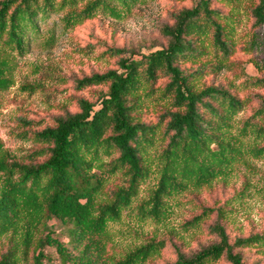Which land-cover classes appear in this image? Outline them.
Here are the masks:
<instances>
[{
    "label": "trees",
    "instance_id": "obj_1",
    "mask_svg": "<svg viewBox=\"0 0 264 264\" xmlns=\"http://www.w3.org/2000/svg\"><path fill=\"white\" fill-rule=\"evenodd\" d=\"M148 1L0 0V49L21 55L38 37L52 46L99 12L120 19ZM248 13L253 40L264 49V0ZM157 33L160 42L152 45L104 47L115 65L75 79L76 90L94 89V96H77L75 110L23 132L36 148L16 157L0 140V264H144L163 240L107 254L109 226L124 211L162 221L172 197L225 177L244 155L264 154V56L255 63L260 76L249 82L255 92L243 96L234 86L201 82L225 71L233 52L231 16L218 0H190ZM5 62L0 92L10 86ZM117 173L122 182L105 190ZM150 176L153 187L138 199ZM214 211L208 229L216 240L190 254L175 246L167 264H248L239 249L264 244V232L231 240L214 206H202L185 224L197 226Z\"/></svg>",
    "mask_w": 264,
    "mask_h": 264
},
{
    "label": "rangeland",
    "instance_id": "obj_2",
    "mask_svg": "<svg viewBox=\"0 0 264 264\" xmlns=\"http://www.w3.org/2000/svg\"><path fill=\"white\" fill-rule=\"evenodd\" d=\"M189 3L190 0L148 1L137 4L120 19L99 12L63 33L52 46H44L41 37H38L21 55L0 49V60H6L5 75L10 79V86L0 92V140L4 148L16 157L36 148L37 144L23 132L49 123L66 110H75L77 96H94V89L76 90L75 79L115 65V57L102 53L104 47H136L143 40L146 45L159 43L157 27L170 21L172 14ZM253 3L255 0H218L223 12L231 16L233 52L225 71L216 75L207 74L201 82L231 85L243 96L258 90L249 83L260 76L255 63L264 56L263 47L256 44L252 36L248 7ZM54 18L57 17L52 16L48 24ZM251 110L250 104L238 114L237 125H241L240 121ZM22 120H32L36 124L26 127ZM246 142L252 144L253 139L246 138ZM121 179L119 173L111 176L105 190L120 184ZM154 181L155 178L150 176L141 185L138 199L146 198ZM202 206L220 208L224 216L222 223L231 240L263 233L264 154L259 157L244 155L232 164L225 177L172 197L168 201L167 217L162 221H139L135 218V211H124L120 221L109 226L107 254L118 257L149 239L163 240L165 246L144 264L171 262L175 258V246L186 254L197 251L216 240L208 229L216 218L215 211L197 226L185 224L201 212ZM239 251L248 264H264V244L247 246ZM214 264L229 263L223 259Z\"/></svg>",
    "mask_w": 264,
    "mask_h": 264
}]
</instances>
